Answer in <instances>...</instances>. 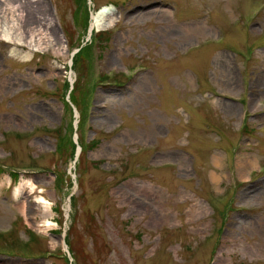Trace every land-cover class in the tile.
I'll return each mask as SVG.
<instances>
[{
	"label": "rangeland",
	"instance_id": "1",
	"mask_svg": "<svg viewBox=\"0 0 264 264\" xmlns=\"http://www.w3.org/2000/svg\"><path fill=\"white\" fill-rule=\"evenodd\" d=\"M3 29L0 264H264V0H0Z\"/></svg>",
	"mask_w": 264,
	"mask_h": 264
},
{
	"label": "bare ground",
	"instance_id": "2",
	"mask_svg": "<svg viewBox=\"0 0 264 264\" xmlns=\"http://www.w3.org/2000/svg\"><path fill=\"white\" fill-rule=\"evenodd\" d=\"M111 11H112V8L107 6L101 9L98 13L94 14L92 16V21H91L92 28L101 29V28H104L106 26L113 24L116 19ZM2 31L4 32H0V37L10 39L11 37L10 33L4 29ZM216 161H218V158H216ZM250 161H251V157L246 156L245 163L250 162ZM38 202H45V197H40ZM21 208L24 212H26V208H27L26 201H22Z\"/></svg>",
	"mask_w": 264,
	"mask_h": 264
},
{
	"label": "water",
	"instance_id": "3",
	"mask_svg": "<svg viewBox=\"0 0 264 264\" xmlns=\"http://www.w3.org/2000/svg\"><path fill=\"white\" fill-rule=\"evenodd\" d=\"M91 30H92V26H91ZM80 151H81V148L78 149V152H77V158H78V156H79Z\"/></svg>",
	"mask_w": 264,
	"mask_h": 264
},
{
	"label": "trees",
	"instance_id": "4",
	"mask_svg": "<svg viewBox=\"0 0 264 264\" xmlns=\"http://www.w3.org/2000/svg\"><path fill=\"white\" fill-rule=\"evenodd\" d=\"M82 49V48H81Z\"/></svg>",
	"mask_w": 264,
	"mask_h": 264
}]
</instances>
